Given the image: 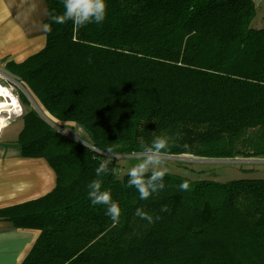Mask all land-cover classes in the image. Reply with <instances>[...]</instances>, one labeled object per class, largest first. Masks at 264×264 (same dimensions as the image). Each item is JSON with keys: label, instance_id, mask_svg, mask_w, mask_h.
<instances>
[{"label": "trees", "instance_id": "16d2710c", "mask_svg": "<svg viewBox=\"0 0 264 264\" xmlns=\"http://www.w3.org/2000/svg\"><path fill=\"white\" fill-rule=\"evenodd\" d=\"M105 3L101 24L78 27L53 23L63 0H46L44 48L5 65L26 91L15 95L21 156L55 174L48 194L0 209V221L40 232L21 264H264V178L167 173L165 188L140 200L108 165L99 179L119 204L118 224L87 197L102 162L134 157L156 136L169 137L165 158L264 159L259 9L252 0Z\"/></svg>", "mask_w": 264, "mask_h": 264}, {"label": "crops", "instance_id": "0c3cea01", "mask_svg": "<svg viewBox=\"0 0 264 264\" xmlns=\"http://www.w3.org/2000/svg\"><path fill=\"white\" fill-rule=\"evenodd\" d=\"M252 1L260 11L257 23L264 26V2ZM47 16L46 0H0V74L11 82L7 86H20V92L24 87L7 74L5 65L22 63L44 48L46 32L42 24ZM8 128L9 124L0 132V209L38 199L55 187L54 171L45 160L21 156L16 141L22 127H16L14 139L5 133ZM39 234L0 221V264H21Z\"/></svg>", "mask_w": 264, "mask_h": 264}, {"label": "clouds", "instance_id": "9594fccd", "mask_svg": "<svg viewBox=\"0 0 264 264\" xmlns=\"http://www.w3.org/2000/svg\"><path fill=\"white\" fill-rule=\"evenodd\" d=\"M106 10L105 0H63V11L60 14H51L50 19L57 25H64L70 21L75 26L83 27L92 23L101 24L106 17ZM42 28L45 32L52 30L49 23L42 24ZM89 62H91L90 58ZM169 146V137L156 136L151 144L142 143L140 150L134 154L136 163L127 170L126 187H134L139 193L140 200H147L152 194L165 188L163 181L168 169L164 166V159L168 155ZM183 147L187 149L188 145L185 144ZM107 171V162H102L95 170L97 179H93L87 186V197L93 205L105 206L106 215L114 224H118L121 216L119 204L112 199L109 190H102V180L99 179ZM189 187V182L186 180L179 185L181 191H187ZM162 210L168 211L167 206ZM135 215L147 220L148 223L154 222L153 216L143 208H137ZM155 219L158 220L159 216Z\"/></svg>", "mask_w": 264, "mask_h": 264}, {"label": "rangeland", "instance_id": "374dc122", "mask_svg": "<svg viewBox=\"0 0 264 264\" xmlns=\"http://www.w3.org/2000/svg\"><path fill=\"white\" fill-rule=\"evenodd\" d=\"M262 7L264 10V3H262ZM7 83L9 84L11 82L0 74V85L4 86L5 88H11L6 85ZM10 86L12 85L10 84ZM16 87L18 88L12 87L11 92L13 95H18L20 92V86L16 85ZM21 91L26 95V91H24L22 88ZM15 118L16 117H13L11 120H9V128L5 131V133H7L11 139H14L16 127H19V130L22 127V122L20 119H16L17 121L14 122ZM57 130L61 131L60 129ZM62 133L67 137L70 136L71 138L76 139V137L79 136L80 131L78 130L74 135L67 130L62 131ZM113 159L114 163L112 166L116 164L119 177L125 175L128 168L136 163L134 157L117 156ZM164 166L168 169V174L190 180H213L219 183H224L242 178H264V159H241L240 161L207 160L195 159L192 156L183 155L179 158H165Z\"/></svg>", "mask_w": 264, "mask_h": 264}, {"label": "bare ground", "instance_id": "6f19581e", "mask_svg": "<svg viewBox=\"0 0 264 264\" xmlns=\"http://www.w3.org/2000/svg\"><path fill=\"white\" fill-rule=\"evenodd\" d=\"M21 110L15 95L8 88L0 85V122H2L0 123V132L7 126V120L15 116L19 117Z\"/></svg>", "mask_w": 264, "mask_h": 264}, {"label": "built area", "instance_id": "2783aa9c", "mask_svg": "<svg viewBox=\"0 0 264 264\" xmlns=\"http://www.w3.org/2000/svg\"><path fill=\"white\" fill-rule=\"evenodd\" d=\"M9 87H11V88H9V91L11 92V90H12V87L13 86H9ZM16 97V96H15ZM21 114V113H20ZM20 114L18 115V116H20ZM16 117V116H15ZM13 118V117H12ZM9 120H11V119H9ZM9 120H7V124H8V122H9Z\"/></svg>", "mask_w": 264, "mask_h": 264}, {"label": "water", "instance_id": "95a60500", "mask_svg": "<svg viewBox=\"0 0 264 264\" xmlns=\"http://www.w3.org/2000/svg\"><path fill=\"white\" fill-rule=\"evenodd\" d=\"M113 163H114V160H113L112 162H108V165H109V166H112Z\"/></svg>", "mask_w": 264, "mask_h": 264}, {"label": "snow or ice", "instance_id": "6c2138e0", "mask_svg": "<svg viewBox=\"0 0 264 264\" xmlns=\"http://www.w3.org/2000/svg\"><path fill=\"white\" fill-rule=\"evenodd\" d=\"M6 94V93H5ZM0 123H2V122H0Z\"/></svg>", "mask_w": 264, "mask_h": 264}]
</instances>
